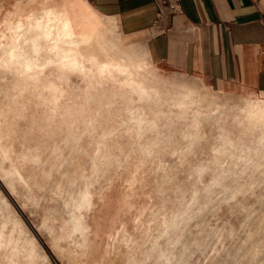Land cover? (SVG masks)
<instances>
[{"label": "rangeland", "instance_id": "1", "mask_svg": "<svg viewBox=\"0 0 264 264\" xmlns=\"http://www.w3.org/2000/svg\"><path fill=\"white\" fill-rule=\"evenodd\" d=\"M14 1L0 0V19ZM108 30L99 70L50 71L59 99L38 89L10 100L0 68V264H264V105L256 120L239 111L264 94L216 91L217 105L180 109L182 86L204 94L198 79ZM121 49L133 56L126 66L113 63ZM142 68L159 84L138 79ZM12 166L23 174L5 176Z\"/></svg>", "mask_w": 264, "mask_h": 264}, {"label": "crops", "instance_id": "2", "mask_svg": "<svg viewBox=\"0 0 264 264\" xmlns=\"http://www.w3.org/2000/svg\"><path fill=\"white\" fill-rule=\"evenodd\" d=\"M86 1L163 68L218 92L264 94V0H177L174 11L162 0Z\"/></svg>", "mask_w": 264, "mask_h": 264}, {"label": "bare ground", "instance_id": "3", "mask_svg": "<svg viewBox=\"0 0 264 264\" xmlns=\"http://www.w3.org/2000/svg\"><path fill=\"white\" fill-rule=\"evenodd\" d=\"M14 2L13 8L5 15H2L0 19V68L11 72L10 82L13 85L12 90H14L15 93L8 97L10 100H19L22 102L24 98L22 90L28 91L26 94L29 96L30 93L34 95L35 91L38 93V89L41 91L45 90L49 98L50 96H54V100L61 98L63 93L59 86L60 83H57L50 76L51 70H57L61 75H64L65 68L68 65H75L78 67L87 66L91 73L99 70L98 68L101 65L104 55L98 48L97 37L108 29L117 28L112 18L105 17L103 14L101 15L87 3L82 4L83 1L81 2V0H43V2L15 0ZM82 40H86V45H84ZM112 59L113 63L126 66L133 60V56L127 49H121L112 55ZM137 78L145 84L152 86L159 84L160 80L159 73L156 70L147 68H142ZM3 80L4 78H2V81ZM10 82L9 84H11ZM6 84H8V81ZM4 85L1 86L4 87ZM168 86L172 87L170 84ZM28 87L30 88L28 89ZM182 87L177 102V106L180 109L186 107L188 104L201 101L202 98L204 100L206 99L211 104H216L218 92L214 90L209 91L207 89L210 88L201 85V88H206L204 94L202 92L201 95L196 87ZM45 99L47 98L45 97ZM245 105L244 109L239 108L240 114L243 115L246 120L258 119L264 103L246 102ZM18 110H16V112ZM21 110L22 109H20V111ZM50 110L52 113L54 112V109L51 107H49V112ZM262 112L264 113V111ZM0 114L3 116L1 110ZM14 122H16L15 119ZM17 123L18 122L15 123V126H17ZM30 126L33 127L31 124ZM7 130H9V128H7ZM11 133H13V131ZM80 140L81 138L79 141ZM78 142L76 144H78ZM0 152L2 153L1 159L3 161L7 158V150L2 146L0 147ZM76 152H78V150ZM70 153H72V151ZM9 154H11V152ZM27 155H29V153ZM30 155L32 154L30 153ZM11 158L17 163L16 158L14 159L13 156ZM19 159L21 158L19 157ZM21 170L22 172H20L23 174V169ZM20 172L16 167L12 166L11 169L5 171V176L12 178L15 175H19ZM38 173H40L39 170ZM90 199L91 195L87 194L81 200L80 206H83L84 203ZM76 225L79 226V223L77 222ZM86 227L79 231L82 238L89 237L90 235V227Z\"/></svg>", "mask_w": 264, "mask_h": 264}, {"label": "built area", "instance_id": "4", "mask_svg": "<svg viewBox=\"0 0 264 264\" xmlns=\"http://www.w3.org/2000/svg\"><path fill=\"white\" fill-rule=\"evenodd\" d=\"M161 2L163 4L166 3L168 7L173 11L176 9L175 3L177 2V0H162Z\"/></svg>", "mask_w": 264, "mask_h": 264}]
</instances>
